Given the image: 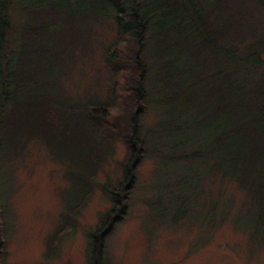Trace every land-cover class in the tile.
Segmentation results:
<instances>
[{"label": "rangeland", "instance_id": "1", "mask_svg": "<svg viewBox=\"0 0 264 264\" xmlns=\"http://www.w3.org/2000/svg\"><path fill=\"white\" fill-rule=\"evenodd\" d=\"M23 3L53 4L71 22L48 21L41 45L31 42L38 47L31 56L32 78L5 104L7 134L0 140V235L6 243L2 264H90L92 234L111 218V194L124 181L128 155L122 139L93 133L86 116L90 107L110 96L112 78L104 55L116 36L114 11L108 0ZM13 19L20 21V14ZM218 45L226 47L223 41ZM180 55L175 65L194 66L204 59L194 52ZM146 59L156 64L162 58L148 53ZM149 70L145 84L150 103L140 129L149 145L136 168L124 219L104 237V260L264 264V214L255 213L234 181L207 167L215 155L180 159L193 146L171 149L177 139L196 136L200 141L205 136L195 123L203 121L207 134L216 124L224 130L225 115L211 118V107L194 95L172 99L177 88L157 90L155 77L162 82V71L157 66ZM44 96L48 104L34 107ZM48 107L59 122L53 131L52 122L43 121ZM212 146L214 150L217 143ZM59 229L62 239L52 247Z\"/></svg>", "mask_w": 264, "mask_h": 264}, {"label": "trees", "instance_id": "2", "mask_svg": "<svg viewBox=\"0 0 264 264\" xmlns=\"http://www.w3.org/2000/svg\"><path fill=\"white\" fill-rule=\"evenodd\" d=\"M23 1L0 0V140L7 134L5 104L11 93L26 87L32 78L31 56L38 47H32L31 42L40 44L50 23L71 22L68 13L61 17L60 9L53 4L27 5ZM108 1L116 28L115 39L104 55L112 78L110 96L106 102L90 107L86 116L93 133L122 139L128 155L123 163L124 181L111 194V218L101 231L92 234L90 264H109L102 256L104 237L124 219L136 168L142 152H147L149 139L140 129L150 103L145 79L151 66H157L163 74L162 82L155 77L159 81L157 90L160 86L177 88L172 99L181 96L186 100L194 95L201 105L211 107V118L213 114L226 117L227 127H208L210 134L203 121L195 123L205 136L200 141L196 136L177 139L171 149L193 146L192 151L179 155L180 159L215 155L210 158L213 165L207 161V167L234 181L245 191L244 198L251 201L255 213L264 214V0H251L247 7L242 4L244 0ZM16 13L21 20L14 22ZM23 15L27 18L22 19ZM221 41L227 48L218 45ZM193 52L204 59L194 66L174 64L180 54ZM148 53L162 59L156 64L148 62ZM26 54L30 55L28 59ZM38 101L34 107L48 104V97ZM43 121L52 122L51 131L59 126L51 107ZM213 130L218 132L213 135ZM213 141L217 143L214 150ZM153 147L151 144L148 149ZM62 233V229L54 233L52 247L61 241ZM5 253L6 243L0 235V264Z\"/></svg>", "mask_w": 264, "mask_h": 264}]
</instances>
